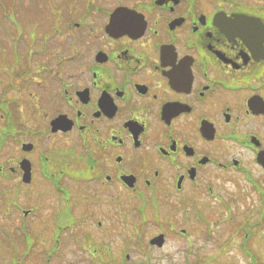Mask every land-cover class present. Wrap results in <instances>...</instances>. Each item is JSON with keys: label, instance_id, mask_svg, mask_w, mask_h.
<instances>
[{"label": "flooded vegetation", "instance_id": "1", "mask_svg": "<svg viewBox=\"0 0 264 264\" xmlns=\"http://www.w3.org/2000/svg\"><path fill=\"white\" fill-rule=\"evenodd\" d=\"M19 6L0 22L7 261L194 264L166 251L177 234L191 248L179 225L199 211L225 225L205 226L225 246L210 263L237 242L264 264V202L236 211L217 188L264 195V0Z\"/></svg>", "mask_w": 264, "mask_h": 264}, {"label": "rangeland", "instance_id": "2", "mask_svg": "<svg viewBox=\"0 0 264 264\" xmlns=\"http://www.w3.org/2000/svg\"><path fill=\"white\" fill-rule=\"evenodd\" d=\"M20 1H22V0H15L14 1L15 6H16V8H18V10L20 8L18 2H20ZM0 7H1V4H0ZM0 11H1V9H0ZM12 149H13V147H9L8 151L10 152ZM217 188L222 194L230 196L233 199V205L232 206H233L234 210H236V211H242L243 207L245 206V208H247L249 204H250L251 210H253L252 204H255L256 206L259 204V206H261V204H262L261 200H262V202H264V195H261L258 192L253 193L251 191L252 190L251 186H247L245 184L227 183V184L221 185ZM245 200L247 201V203L244 202ZM3 205L0 208L1 227L13 228L15 225H17L15 222L17 219L16 213H13L14 217L11 218V220L14 222L6 221L7 217H4L3 215H5L7 213L6 210H10V211L14 210V207H10V209H9V208H5V206H3ZM210 205H211L210 199L208 198L207 203H206V207L204 209L205 213L209 212ZM255 208H257V207H254V213H257V212H255ZM220 209H221V206H219L218 212L221 211ZM193 213H195V211H192L191 213H187L186 215H191ZM10 215H11V213H9V216ZM219 218L222 219V217L220 215H217L216 219H219ZM8 219H9V217H8ZM214 221H215V219H214ZM208 225H211V226L216 225V227L220 226V228H218L219 232H221L222 231L221 228L225 226V225H223V223L222 224H220V223L214 224V222L212 223V221H211V223H208L207 226ZM179 226L188 228V234L186 235L187 241H185V242L186 243L192 242L193 245L189 249L188 245H185V243L182 242L181 238L177 234L175 236V238L171 239V241L168 245L167 251H166L171 255L170 258L177 259L178 258V250L183 249V248L185 249V247H186L187 258H190L192 261L196 260L200 264H212V263H210V261L212 258L213 251L218 252V251L222 250V248L223 249L225 248V246L222 247V245H221V237L220 236H217V240H216V238H215L216 234H214L212 237H210L209 236L210 232H205L206 222H202V223L200 221L194 222V218H193V222L185 221V223H183ZM209 230L210 229L206 228V231H209ZM212 230H213V227H211V231ZM12 231H14V230H12ZM234 231H236V230H234ZM231 233H232L231 231H229L228 234L223 233L224 236L222 237V239H225V238L229 239V237L231 236ZM3 237H5L4 233L0 232V264H10V262L7 261V259H10V251L4 245ZM236 245H237V242L236 243L233 242L228 246V249H227L228 253L231 252V255L233 254V256H234L231 264H242L241 263L242 254H241V251L239 249V246H236ZM216 246H217V249L214 250V248H216ZM29 259H32V258H29ZM180 264H183V263H180Z\"/></svg>", "mask_w": 264, "mask_h": 264}, {"label": "water", "instance_id": "3", "mask_svg": "<svg viewBox=\"0 0 264 264\" xmlns=\"http://www.w3.org/2000/svg\"><path fill=\"white\" fill-rule=\"evenodd\" d=\"M161 237H157L154 241L159 240Z\"/></svg>", "mask_w": 264, "mask_h": 264}]
</instances>
